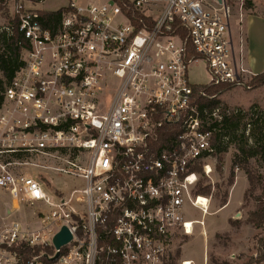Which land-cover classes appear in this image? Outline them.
<instances>
[{"label":"built area","instance_id":"1","mask_svg":"<svg viewBox=\"0 0 264 264\" xmlns=\"http://www.w3.org/2000/svg\"><path fill=\"white\" fill-rule=\"evenodd\" d=\"M245 3L68 0L52 11L14 3L27 46L2 93L0 190L13 209H43L35 228L0 225V264H170L176 240L204 224L185 207L207 213L210 198L196 189L212 172L223 116L236 112L199 111L188 68L204 64L203 85H246L254 74L230 33ZM16 154L47 156L52 173L83 185L48 190ZM63 226L71 239L55 247Z\"/></svg>","mask_w":264,"mask_h":264},{"label":"rangeland","instance_id":"2","mask_svg":"<svg viewBox=\"0 0 264 264\" xmlns=\"http://www.w3.org/2000/svg\"><path fill=\"white\" fill-rule=\"evenodd\" d=\"M74 1L82 4L90 1L102 0ZM14 3L22 4L25 7H31L33 5L35 8L41 10L52 11L67 4L68 0H44L35 5L32 0H8L7 16L0 11V27L6 26L10 19L14 18L12 14ZM253 5L264 7V0H246L244 8H251ZM256 21L257 22L252 26V30H261L263 37L260 42L257 43V47H252L258 65L260 61L264 59V18L262 17V20ZM234 22L235 20L232 18L231 24L233 28L235 27ZM236 34L235 31L233 40L238 42ZM252 42L251 38V43ZM242 44L243 41H241V45ZM249 57H251V55ZM188 75L190 82L194 84H205L208 81V75L202 62H192L188 68ZM250 77H252V75L246 78V85L234 86L218 95V105L225 108L239 107L244 111H248L252 106H255L258 111L262 112L261 119L264 121V85L256 89L249 88L248 83L250 82ZM251 119L253 118L250 113L244 115L241 126L233 132V134L231 132L232 138H229L228 143H226L227 151L221 154L215 152L211 157L210 164L212 166V172L210 176L206 177L203 175L199 180L198 185L200 184L201 187H209V192L204 194L210 198L207 213L202 215L201 211L198 209H194L189 205L185 207L186 218H201L203 222H210L212 225L218 222L217 227L207 233V237L205 238L206 246L204 257L203 238L195 233L193 236H190L191 238L185 236L176 240V247L169 258L170 264H181L180 254L182 246L187 240L188 242L185 245V256L191 257L199 264H203L204 260H206L205 264H222L223 262L229 264H245L256 254L264 250V245L259 241V239L263 237V229L255 228L253 233L251 227L246 225L248 223L247 219L249 212L254 210L257 205L256 200L262 193L261 181H259L260 178L258 177L264 175V159L256 155L247 159V163H245L243 156L239 154L238 150V147L242 145L243 142L252 145L256 138L264 136V128L260 130L261 124L259 121L254 123L253 131L251 129L252 132L247 130L249 129L247 123L250 124ZM243 124L246 125L244 128L242 127ZM236 156H238L237 159H240L238 161L239 164L237 163L236 166H233V161ZM26 159L33 165L24 166V170L36 175L45 184V188L48 190L55 187L64 192H68L73 187H80L83 185L81 179L52 173L46 166H55L56 162L47 156L41 154L31 155ZM244 165H246L248 170H250L256 178L257 182H255L253 190L247 191L248 182L246 186V175L241 169ZM231 172H233L232 185L229 183ZM224 200H226V202L229 201V205L222 210H218L222 206ZM238 200H240V202H238ZM39 209H43L42 205L39 203H36L34 206L22 205L18 210L13 209V203L9 196L0 190V225L8 222L10 219H16L21 221L24 225L27 224L35 228L39 224L35 217ZM235 213L236 215H234ZM227 223L236 227L241 223L245 224L231 235L225 231V225ZM191 264L193 263L191 262ZM257 264H264V260Z\"/></svg>","mask_w":264,"mask_h":264},{"label":"trees","instance_id":"3","mask_svg":"<svg viewBox=\"0 0 264 264\" xmlns=\"http://www.w3.org/2000/svg\"><path fill=\"white\" fill-rule=\"evenodd\" d=\"M33 2H40L43 0H32ZM8 0H0V11L7 16L8 14ZM44 15H52L58 16L59 11L57 12H43ZM27 46V41L23 38L21 32H19L17 27V18L10 19L9 23L6 26L0 27V104L3 99V91L5 87L11 82L15 73L22 66L23 61L20 58L21 49ZM250 82L248 83L249 88H259L264 85V71L252 75L250 77ZM231 85H203L196 84L193 86V92L195 97V102L199 108V111H202L203 108L213 109L219 104V99L217 96L222 94L228 89H231ZM236 112H231L229 115H225L222 118L221 125L218 128L219 131L215 133L213 137V146L215 148V152L221 154L227 151V145L229 138H232L233 132H235L240 126L241 121L244 115L250 113L252 115L251 122L248 124V131H253L254 123L259 121L261 124L260 130L264 128V121L261 119L262 112L258 111L255 106H252L248 111H244L239 107H235ZM263 122V123H261ZM216 123H213L211 127H215ZM246 125L243 124V128ZM252 126V127H251ZM209 127V128H211ZM169 131V128H166ZM259 130V131H260ZM251 131V132H252ZM232 132V134H231ZM168 134H171L168 132ZM239 154L243 156L245 163H247V159L252 158L256 155L262 157L264 159V136L260 138H256L252 145H248L247 142H243L242 145L238 147ZM27 155L16 154L11 158L13 159H23L27 158ZM238 156L234 158L233 166L239 164ZM248 182L247 191L253 190L255 187L256 178L248 170L246 165L241 168ZM261 184L262 193L260 197L256 200L257 205L253 211L249 212L248 223H250L254 228L260 229L262 228L264 231V175L258 177ZM233 182V172L230 174L229 183L232 185ZM209 192V187H201L198 185V189H196V194L204 195ZM205 196V195H204ZM226 204V200L222 203V206ZM260 242L264 245V234L263 237L259 239ZM264 260V250H262L259 254H256L253 258H251L245 264H257ZM222 264H229L227 262H223Z\"/></svg>","mask_w":264,"mask_h":264},{"label":"crops","instance_id":"4","mask_svg":"<svg viewBox=\"0 0 264 264\" xmlns=\"http://www.w3.org/2000/svg\"><path fill=\"white\" fill-rule=\"evenodd\" d=\"M44 1V0H43ZM262 17L264 18V7L262 6H257V5H253L251 8H247L243 10V15H242V20L241 22H239V17L238 15H235L233 18L235 20L234 24L235 27L233 28L232 24H230V33H231V37H232V41H233V45L235 47L236 51H239V44L241 41H243L242 44V55H243V62L244 65L247 69H249L254 75L258 74L262 71H264V59H262L260 61V63L257 65V60H256V56L253 54V49L252 47H257V43L260 42V40L263 38L262 34H261V30H252V26L254 25L255 22H257L256 20H262ZM235 31H236V37H237V41L233 40V36H235ZM242 32H243V36H242ZM264 34V33H263ZM251 38H252V43H251ZM254 45V46H253ZM251 55V57H249ZM243 179V177H242ZM246 186H247V181H246ZM245 186V188H246ZM233 188V186H232ZM244 188V190H245ZM243 190V192H244ZM238 202H240V200H238ZM229 201L226 202V204H224L223 206H221L218 210H222L224 208H226L229 205ZM236 215V213L234 214ZM197 220H201L197 219ZM245 223H241L238 227L231 225L230 223H227L225 225V231L230 233L231 235L235 232L238 231V229ZM218 222H215L214 225H212L210 222L207 223L206 221H204V225H196L194 228V233L193 234H198L200 235V237L203 238V243H204V253H203V257L205 254V246H206V237H207V233H209L210 231H212L215 227H217ZM246 225H248L249 227H251V229L254 230L255 228L249 223H247ZM193 236V235H192ZM191 238V237H189ZM188 238V239H189ZM188 240L183 244L182 246V251L180 254V261H185L186 259H189L188 261H191L193 264H199L198 262H196L194 259H192L191 257H186V251H185V245L187 244ZM206 260H204L205 264Z\"/></svg>","mask_w":264,"mask_h":264},{"label":"water","instance_id":"5","mask_svg":"<svg viewBox=\"0 0 264 264\" xmlns=\"http://www.w3.org/2000/svg\"><path fill=\"white\" fill-rule=\"evenodd\" d=\"M71 239V235L68 229L63 226L61 230L54 236L53 244L55 247H60L61 245L66 244Z\"/></svg>","mask_w":264,"mask_h":264},{"label":"bare ground","instance_id":"6","mask_svg":"<svg viewBox=\"0 0 264 264\" xmlns=\"http://www.w3.org/2000/svg\"><path fill=\"white\" fill-rule=\"evenodd\" d=\"M202 199H200V201H201ZM183 262H185L184 264H191V262L190 261H188V260H185V261H183Z\"/></svg>","mask_w":264,"mask_h":264}]
</instances>
